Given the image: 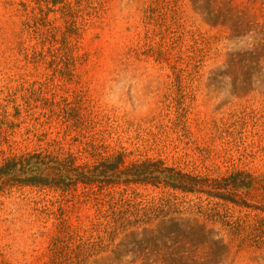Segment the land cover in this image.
I'll use <instances>...</instances> for the list:
<instances>
[{
    "label": "rangeland",
    "instance_id": "374dc122",
    "mask_svg": "<svg viewBox=\"0 0 264 264\" xmlns=\"http://www.w3.org/2000/svg\"><path fill=\"white\" fill-rule=\"evenodd\" d=\"M217 1L250 25L234 34L191 0H0V165L42 152L74 157L72 171L121 153L125 165L160 158L213 178L244 171L259 187L231 193L244 207L150 184L3 177L0 264H77L80 253V264H264V0ZM119 199L139 213L175 203L173 217L199 219L227 247L213 261L206 245L141 231L161 219L113 235L106 215ZM236 224L257 228L241 246Z\"/></svg>",
    "mask_w": 264,
    "mask_h": 264
},
{
    "label": "trees",
    "instance_id": "16d2710c",
    "mask_svg": "<svg viewBox=\"0 0 264 264\" xmlns=\"http://www.w3.org/2000/svg\"><path fill=\"white\" fill-rule=\"evenodd\" d=\"M191 2L209 23L225 26L234 34L240 33L244 26L250 25L248 23L250 21L246 20L248 14L234 7L229 1L191 0ZM253 23L256 24V22ZM260 29L264 31V25ZM256 45L264 49V38H260ZM47 158H49V155L42 152H35L28 153L25 157H12L7 159L0 165V179L7 176L14 177L17 173H21L22 175H26L20 181L23 184L50 185V178L53 180L51 174H56L62 178L64 184H67V179L68 182H73V185L82 183L87 187L96 186L100 190L103 186L110 185L150 184L155 187L167 188L173 192L194 194L198 197L204 195L207 199H220L244 207L250 206L245 200L237 201L234 199L231 193L239 190L251 191L259 189V187L255 188L254 186L255 178L244 171H233L227 176L220 178L200 176L183 171L176 166L168 165L160 158H146L125 165L123 155L118 153L110 158L98 161L93 165H71L72 171L64 167V163L67 159H71L74 162V157L60 161L57 158V161L50 160L51 163L47 162ZM260 188L262 190L256 196L259 197L260 203L263 206L261 210H264V185H261ZM118 202L120 203L113 202L111 205L109 201L110 211L106 215L107 222L105 226L110 228V232L113 235L124 231L126 232L131 227L137 230L136 228L138 226L136 224L138 223L150 225L154 220L161 219L155 226L156 228L152 227L147 230L143 227L141 231H152L151 234L155 232L158 239L164 240L172 239L171 236H173V239L180 237L186 243H189L191 246L193 245L195 251L198 246L206 245L208 246L206 247L208 257H212L213 261L219 258L218 252H220V249L227 247L221 240L213 239L211 237V231L206 229V224L200 222L199 219L173 217L171 214H180L175 203H170L169 201H166L164 204L162 203V207L168 206L167 211H164L161 205H159L150 208L149 212L139 213L140 209L132 208L133 210H131V207L128 205L129 203L126 204L123 199H119ZM255 208L258 209V207ZM131 217H134V219H130ZM166 224H169L170 227L163 231L161 225ZM256 224L258 225L257 222ZM180 226H183V228ZM254 226H243L242 224L232 226V237L234 240L239 241V246L252 239L249 235H252L257 229ZM251 231L252 233L250 234ZM130 232L132 233L133 230ZM71 238L69 236L62 240L70 241ZM194 250L192 254L195 253ZM186 251H189L188 248ZM80 254L78 255L77 264H80ZM196 257L201 258L200 256H192L191 260H195ZM159 262L162 264H170V259L163 257ZM51 263L53 264V261Z\"/></svg>",
    "mask_w": 264,
    "mask_h": 264
}]
</instances>
